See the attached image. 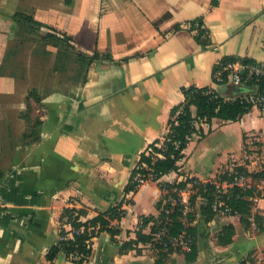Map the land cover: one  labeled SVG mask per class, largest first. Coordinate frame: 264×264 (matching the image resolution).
I'll list each match as a JSON object with an SVG mask.
<instances>
[{
	"label": "crops",
	"instance_id": "crops-1",
	"mask_svg": "<svg viewBox=\"0 0 264 264\" xmlns=\"http://www.w3.org/2000/svg\"><path fill=\"white\" fill-rule=\"evenodd\" d=\"M16 12L31 15L45 31L69 36L84 55L96 51L100 57L73 89L43 93L39 103L19 86L26 74L0 73V264H73L63 252L46 258L61 229L72 236L70 223L60 220L63 208H84L80 220H86L116 204L125 210L112 221L119 233L93 237L84 264H264V173H251L249 188L237 193L249 203L247 214L211 207L207 217L199 208L204 197L187 182L185 189H173L182 204V229L168 231L174 241H160L157 227L151 232L163 222L160 210L171 213L177 205L158 184L223 180L240 159L246 136L264 133L258 108L235 121L203 124L205 135L191 136L177 171L124 192L139 154L166 135L183 88L208 87L235 98V84L214 82L216 63L264 61V0H0V65ZM194 20L202 21L207 39H197L189 27ZM37 116L40 122L29 129L32 123L24 119ZM13 174V186L31 202L3 198L1 188ZM142 216L151 219L142 224ZM137 231L151 239L138 240Z\"/></svg>",
	"mask_w": 264,
	"mask_h": 264
},
{
	"label": "trees",
	"instance_id": "trees-1",
	"mask_svg": "<svg viewBox=\"0 0 264 264\" xmlns=\"http://www.w3.org/2000/svg\"><path fill=\"white\" fill-rule=\"evenodd\" d=\"M213 4L217 0H212ZM14 20L16 24L20 25L22 30L28 31L31 36L33 30H39L43 28V24L35 20L31 15L16 12L14 14ZM200 21V20H199ZM202 22V21H201ZM204 30L199 29L202 33ZM45 36L49 38L52 42L51 46L55 47V63L51 71L54 72L61 71L68 64L72 63V55L70 52L75 51V60L77 65L83 68V71L91 65L99 56L98 52H93L91 55H84L83 53L76 51L74 46L70 43V37L67 35H56L52 32L45 31ZM197 39H200L197 36ZM23 40H19L15 46H11L5 52L2 63L0 65V73L9 76L24 78L25 77V67L21 63H17V57L19 48L17 45L21 44ZM71 50V51H69ZM43 52L51 54L52 51L49 49H43ZM69 57V59H68ZM16 59V61H15ZM250 60H243V62ZM264 83L262 80H258L255 77H251L245 84L248 88H261ZM60 87L47 86L44 88L43 93H47L53 89H58ZM40 90L36 87H31L27 91V99L33 98L35 101L39 102L42 98V94L38 95L37 92ZM184 100L182 103L174 106L170 110V115L168 119V130L166 135L162 140L156 139L151 142L145 151L139 154V158L133 167L130 178L126 186L124 187V192H134L137 190L140 183H138L135 178L141 176L143 181L152 180L157 181L161 176L171 172L177 171L178 161L183 158V150L186 148L191 136L197 133L200 137L205 135L203 124H211L213 118H220L222 120L235 121L239 119L242 115L247 113L252 106L246 105L240 102L239 99L228 100L221 96L216 91L211 90L208 87H197L188 86L183 88ZM216 94V96H214ZM27 103L28 112L31 111V107ZM194 107L195 114H192L191 108ZM33 125L30 128H32ZM32 130V129H31ZM162 142V144H161ZM2 171L0 170V177L2 176ZM224 178H228L227 173L224 174ZM15 176L10 177L8 183L1 188L3 198L7 201L14 202L16 204H25L31 202L32 199H26L22 194L18 192V189L14 187ZM187 182H191L192 186L196 188L198 193L204 197V202L199 205L201 213L210 217L213 213L211 211V203L214 199V188L209 182L200 183L196 178H190L188 181H180L174 184L170 183H159L158 186L161 190H168L164 198L168 195L177 198V205L171 213H164L160 210L162 207V201L156 203L157 209L160 210L159 220L163 221L156 226V223L152 226L151 232H154L156 227L159 230H167L170 234L179 232L182 229V225L178 221V215L181 214L180 208L182 204L177 196V191L185 189ZM238 189H234L232 196L230 197L228 203L233 210H237L240 213L247 214L249 203L239 197L236 198ZM240 194V193H239ZM35 196L34 194L32 197ZM194 200V196L191 197ZM168 203H164L163 208ZM86 214L84 208L75 207H64L60 220L66 219L70 223L73 230L72 236L67 237L64 229H61V236L59 240L53 244L46 254L48 260H53L60 252H63L66 257L73 264H84L92 252V239L97 236L101 231H108L112 236L119 233V229L115 225H111V222L116 220L119 221L124 215L125 210L121 207V204H116L110 206L103 212L97 213L92 218L86 220H80V216ZM165 217H168L166 220ZM8 217H5V219ZM151 217H141V223L146 224ZM137 239L142 241H148L151 239V235H145L140 231L136 233ZM219 237V241H221ZM194 249L193 256L194 257Z\"/></svg>",
	"mask_w": 264,
	"mask_h": 264
},
{
	"label": "built area",
	"instance_id": "built-area-1",
	"mask_svg": "<svg viewBox=\"0 0 264 264\" xmlns=\"http://www.w3.org/2000/svg\"><path fill=\"white\" fill-rule=\"evenodd\" d=\"M189 27L194 30L200 39L208 38V31L199 20H194L189 23ZM199 29H203L202 33ZM213 48H216L213 46ZM255 77L258 80H262L264 83V61H238V60H225L221 59L215 65L213 70V80L215 83H224L230 81L235 85H244L251 77ZM213 90V89H211ZM215 91V90H213ZM216 96V94H214ZM228 100L239 99L240 102L246 105H251L260 110L262 117L264 118V85L261 88L254 87V91L244 94H239L235 98H225ZM162 144V142H161ZM264 158V133L253 131L246 136V144L242 150V154L239 160H235L232 163V168L228 171L227 176L223 180L210 182L214 188V199L211 203L212 209L220 214L238 212L233 210L228 201L232 196L233 190H247L249 188V172L251 168L256 169L262 159ZM238 167V169H236ZM135 180L142 184L141 176H137ZM149 181V180H146ZM152 181V180H151ZM240 194L236 195L239 198ZM111 225H114L111 222ZM160 241L164 243L173 242L175 237H171L167 230L160 231ZM166 239V240H165ZM190 248L187 243H184Z\"/></svg>",
	"mask_w": 264,
	"mask_h": 264
},
{
	"label": "rangeland",
	"instance_id": "rangeland-1",
	"mask_svg": "<svg viewBox=\"0 0 264 264\" xmlns=\"http://www.w3.org/2000/svg\"><path fill=\"white\" fill-rule=\"evenodd\" d=\"M11 31L12 36H10L11 38L9 39L10 47L15 46L19 40H23L21 44L17 45L20 51L18 53L17 63H21L24 65L26 73V80H21V85H19L22 89H30L33 86L40 90L39 92H37V94L41 95V93H43L44 91V88L47 86H58L60 88L65 87L68 89H73L76 86L73 81L81 80L83 78V68L77 65V61L75 60L74 56L76 53L75 51L73 52L71 50L69 51H71L70 53L73 54L71 56L73 59L71 60L72 63L68 64L65 68L59 71V73L54 72L53 70L51 71L53 64L55 63V47L51 46L50 43L52 42L48 37L45 36V30H33V33L30 36L28 34L29 32L22 30L19 24L13 23ZM46 48L51 50L52 53L49 54L43 52V49ZM27 80H30V82H27ZM25 82L26 84H24ZM35 103L39 102L35 101ZM29 105L31 107V104ZM26 122L32 123L33 127L36 128V125H38V123L40 122V117L37 116V118L32 121H30L29 119H24L25 125ZM17 131L18 133H21L22 125H19L17 127ZM36 138V134H33L31 136V140H35ZM262 160L263 161L259 163L256 169L255 167L250 169L251 171L249 172V174L257 172L262 174L264 173V158ZM236 169H238V167H236Z\"/></svg>",
	"mask_w": 264,
	"mask_h": 264
},
{
	"label": "water",
	"instance_id": "water-1",
	"mask_svg": "<svg viewBox=\"0 0 264 264\" xmlns=\"http://www.w3.org/2000/svg\"><path fill=\"white\" fill-rule=\"evenodd\" d=\"M232 90L236 92V94H243V93H249L254 91V88H248L245 87L244 85H235L232 87Z\"/></svg>",
	"mask_w": 264,
	"mask_h": 264
}]
</instances>
